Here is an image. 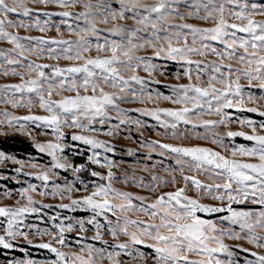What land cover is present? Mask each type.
Wrapping results in <instances>:
<instances>
[{
  "label": "snow or ice",
  "instance_id": "obj_1",
  "mask_svg": "<svg viewBox=\"0 0 264 264\" xmlns=\"http://www.w3.org/2000/svg\"><path fill=\"white\" fill-rule=\"evenodd\" d=\"M0 41V136L48 158L0 150V264H264V0H0Z\"/></svg>",
  "mask_w": 264,
  "mask_h": 264
},
{
  "label": "rangeland",
  "instance_id": "obj_2",
  "mask_svg": "<svg viewBox=\"0 0 264 264\" xmlns=\"http://www.w3.org/2000/svg\"><path fill=\"white\" fill-rule=\"evenodd\" d=\"M62 31H63V29H62ZM21 34L22 35L23 34L40 35L41 33H39L36 30H33L31 33H25L23 30H21ZM48 35L55 36L57 34L54 31H52V32L48 33ZM67 35L68 34L65 33L66 37H67ZM7 46L8 45L6 44V42L0 41V47H7ZM40 62L54 63V61H48V60H42ZM61 63H65V62L62 61ZM169 70L174 72L175 68L174 67H170ZM141 74L143 75V73H141ZM161 79L162 80H166L168 78L162 77ZM18 80H19L18 77H13V76L5 77L2 74H0V84L15 83ZM136 106H138V105H131L130 107H136ZM151 106L152 105H149V107H151ZM161 106H167L166 102L162 103ZM5 107H8V109L10 111H16L17 114H25V112H26V110L23 109V108H21V109H12L10 105H5L3 103H0V109H3ZM251 115L253 116V118L259 119V116L257 114H251ZM141 118L145 119V120H148L149 123H154V121H152L151 118H147V117H141ZM238 127H239V125H234L233 126L234 129H236ZM133 131H134V129H133ZM126 134H127V130H124V131H122L121 135L116 136L114 138H110V137H107V136H101L100 138L101 139H105V140H110L111 143H113L116 146V152H115V154L113 155L112 158L115 159L118 163H121L124 168H128L129 170H131V166H133L135 164L136 160H138V159L142 160L143 152L139 148V143H137L134 139L126 140L124 138ZM144 135H145V137H149V138H153V139L156 138L155 137V133L152 132V131H145ZM13 136H21V137H24V138H26V139H28L30 141L29 137H27V136H22V135H19V134L13 135ZM0 138H4V137L0 136ZM41 139H43V137H41ZM237 142H245V141H243L242 138H239ZM129 147L134 148V149L137 150L138 155L136 157L127 156L126 149L129 148ZM6 153H8V152H6ZM9 154L15 155L19 159H27L30 156L31 157H37V158H40L42 162L46 161L48 159L46 156L41 157L40 154H38V153L33 154V155H18V154H14V153H9ZM154 158H158V157H154ZM81 162H83V158H78V159L75 160V163H81ZM12 168H13V165H11V164H9L7 166V169L0 168V176H4V175L11 176V175H14V172L12 171ZM61 175L63 176L64 174L61 173ZM138 175H145L146 176L147 174L146 173H138ZM69 177H70V173H69ZM33 182L39 183L38 181H33ZM117 186H119V185H117ZM19 187H20V185L16 184L12 180L0 179V195H2L3 191L5 190V188L15 189V188H19ZM128 190L139 191L138 189H135V188H129ZM77 195H79V193H77ZM37 198L39 199V197H37ZM16 199H18V197H16ZM14 202H15L14 199L13 200H0V204H3V203H14ZM44 202L45 203H51V204L59 203V201L57 199H53L51 197L45 198ZM46 211L49 213V215H51V214H54L56 211H59V210L54 208V209H48ZM69 214H72V215H87V213H84V212L69 213ZM29 251L31 252L32 256L37 258V259H45V258H47L49 256V253H47L46 250H39V249H36V248H29ZM15 255L21 256L22 253H20L19 250H17L15 252ZM241 255H243V254H241ZM3 258L4 257L2 255V250H0V259H3Z\"/></svg>",
  "mask_w": 264,
  "mask_h": 264
},
{
  "label": "trees",
  "instance_id": "obj_3",
  "mask_svg": "<svg viewBox=\"0 0 264 264\" xmlns=\"http://www.w3.org/2000/svg\"><path fill=\"white\" fill-rule=\"evenodd\" d=\"M0 149L18 155H33L36 150L32 147L31 142L21 136H10L0 138Z\"/></svg>",
  "mask_w": 264,
  "mask_h": 264
}]
</instances>
